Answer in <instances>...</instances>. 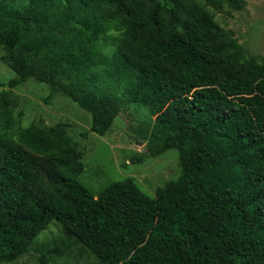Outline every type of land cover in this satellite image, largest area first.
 <instances>
[{
	"label": "trees",
	"instance_id": "16d2710c",
	"mask_svg": "<svg viewBox=\"0 0 264 264\" xmlns=\"http://www.w3.org/2000/svg\"><path fill=\"white\" fill-rule=\"evenodd\" d=\"M245 0H0V46L105 135L125 103L154 115L149 155L179 150L156 190L133 177L92 191L70 124H14L0 91V263L58 222L98 264H264V61L210 8ZM111 39V51L105 41ZM145 155H134L143 162ZM43 255L39 264L48 263Z\"/></svg>",
	"mask_w": 264,
	"mask_h": 264
},
{
	"label": "rangeland",
	"instance_id": "374dc122",
	"mask_svg": "<svg viewBox=\"0 0 264 264\" xmlns=\"http://www.w3.org/2000/svg\"><path fill=\"white\" fill-rule=\"evenodd\" d=\"M242 8L227 4L210 8L218 21L231 30L246 49V55L264 61V0H245ZM111 51V39L105 41ZM7 51L0 46V91L7 90L5 107H10L13 123L27 126L33 122L53 125L59 121L70 124V134L84 151V169L80 179L92 191L98 192L114 180L133 177L139 187L155 196L158 187L175 179L181 172L179 150L170 148L157 156L149 155V134L154 115L147 105L125 103L110 131L105 135L83 131L90 128L91 114L70 97L56 92L47 101L51 85L31 79L15 88L2 85L17 76L10 67ZM145 155L143 162H133L134 155ZM51 258L45 264H98V258L75 238L68 237L58 222H52L36 238L32 249L12 262L0 264H39L41 256Z\"/></svg>",
	"mask_w": 264,
	"mask_h": 264
}]
</instances>
